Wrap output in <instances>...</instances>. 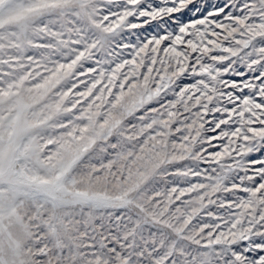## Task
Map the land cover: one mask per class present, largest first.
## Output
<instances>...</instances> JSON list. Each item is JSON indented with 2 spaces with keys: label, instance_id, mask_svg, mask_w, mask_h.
<instances>
[{
  "label": "snow or ice",
  "instance_id": "snow-or-ice-1",
  "mask_svg": "<svg viewBox=\"0 0 264 264\" xmlns=\"http://www.w3.org/2000/svg\"><path fill=\"white\" fill-rule=\"evenodd\" d=\"M0 264H264V0H0Z\"/></svg>",
  "mask_w": 264,
  "mask_h": 264
}]
</instances>
